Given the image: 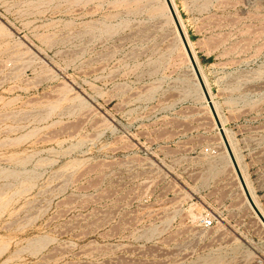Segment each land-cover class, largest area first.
I'll use <instances>...</instances> for the list:
<instances>
[{
  "label": "rangeland",
  "instance_id": "374dc122",
  "mask_svg": "<svg viewBox=\"0 0 264 264\" xmlns=\"http://www.w3.org/2000/svg\"><path fill=\"white\" fill-rule=\"evenodd\" d=\"M171 1L264 215V0ZM197 79L165 0H0V264H264Z\"/></svg>",
  "mask_w": 264,
  "mask_h": 264
},
{
  "label": "water",
  "instance_id": "95a60500",
  "mask_svg": "<svg viewBox=\"0 0 264 264\" xmlns=\"http://www.w3.org/2000/svg\"><path fill=\"white\" fill-rule=\"evenodd\" d=\"M165 3H166V6H167V8H168V10L170 12V15H171L173 21H174V24L176 26L177 32L179 34V37H180V39H181V41L183 43L184 49H185V51H186V53L188 55V58L190 60V64H191V66H192V68H193V70H194V72H195V74H196V76L198 78L199 84H200V86L202 88V91H203V93L205 95V98H206V100L208 102V106H209V108H210V110H211V112H212V114L214 116V119H215L216 123H217V126L219 128V132H220V134L222 136L223 142H224V144H225V146L227 148V151H228V153L230 155V158L232 160V163L234 165V168L236 170V173L238 174V177H239L240 182L242 184V187L244 189L246 198H247L250 206L254 210L255 214L258 216L259 220L264 225V215L262 214V212L259 210V208L254 203V201H253L252 197L250 196V193H249V191H248V189H247V187L245 185V182H244V180L242 178V175H241V172L239 170L238 164H237L236 159H235V157H234V155H233V153L231 151V148H230L229 143L227 141V138H226V136H225V134L223 132V129L221 127V124H220V122L218 120L217 113H216L215 108L213 106V103H212V101H211V99L209 97L208 91L206 89V85L204 83V80H203L202 75L200 73V70L198 68V64L196 63V59L194 58V55H193L192 50L190 48V45L188 43L186 34L184 33V30L182 28V25H181V23H180V21L178 19V16L176 14V11L174 9V6L172 4V1L171 0H165Z\"/></svg>",
  "mask_w": 264,
  "mask_h": 264
},
{
  "label": "built area",
  "instance_id": "2783aa9c",
  "mask_svg": "<svg viewBox=\"0 0 264 264\" xmlns=\"http://www.w3.org/2000/svg\"><path fill=\"white\" fill-rule=\"evenodd\" d=\"M217 151V146L208 144L206 146H202L199 150L200 155L197 156V158H200V156L208 155L211 156L212 154H215ZM158 167V165H157ZM159 170H162L161 167H158ZM200 171H198L199 176H204V180L201 184V188L204 187L205 189H213V200H218V196L225 197L223 194L224 190L227 188V185L225 183V180L223 178L218 180L208 179L207 178V172L204 175V171L201 172V168H195ZM197 174V175H198ZM196 176V174L194 175ZM215 177V176H214ZM195 183L199 184V180H197ZM222 199V198H220ZM212 200V201H213ZM218 219H221V217L214 211V210H203L199 214V222L202 228L209 229L214 226V224L218 221Z\"/></svg>",
  "mask_w": 264,
  "mask_h": 264
},
{
  "label": "bare ground",
  "instance_id": "6f19581e",
  "mask_svg": "<svg viewBox=\"0 0 264 264\" xmlns=\"http://www.w3.org/2000/svg\"><path fill=\"white\" fill-rule=\"evenodd\" d=\"M196 75V74H195ZM198 80V79H197ZM200 85V84H199ZM201 87V86H200ZM202 89V88H201ZM205 96V95H204ZM210 97V96H209ZM207 101V100H206ZM212 101V100H211ZM208 103V102H207ZM214 106V105H213ZM216 111V110H215ZM213 115V114H212ZM219 118V117H218ZM219 120V122H220V119H218ZM215 123H216V121H215ZM220 124H221V127H222V129H223V125H222V123L220 122ZM216 126H217V123H216ZM217 128H218V126H217ZM219 129V128H218ZM223 132H225L224 131V129H223ZM225 134V136L227 137V135H226V133H224ZM222 139V138H221ZM227 141H228V143H229V138L227 137ZM223 143V145L225 146V144H224V142H222ZM229 146H230V148H231V151H232V153H233V155H234V151L232 150V147H231V144L229 143ZM226 151H227V148H226V146H225V148H224ZM227 153V157H228V160H229V163H230V165H231V167H232V169L234 170V172H235V175H236V177H237V180H238V183H239V185H240V188H241V190L243 191V193L245 194V192H244V189H243V187H242V184H241V182H240V179H239V177H238V174L236 173V170H235V168H234V165H233V163H232V160H231V158H230V155H229V153H228V151L226 152ZM235 157V156H234ZM236 159V158H235ZM237 160V159H236ZM237 162V164H238V167H239V170H240V172H241V175H242V178H243V180H244V182H245V185H246V187H247V189H249V186H248V183H247V181H246V178H245V176H244V174H243V171H242V169H241V167H240V164L238 163V160L236 161ZM248 191H250V189L248 190ZM250 193V196L253 198V201H254V203L256 204V202H255V199H254V197H253V195H252V193H251V191L249 192ZM245 198H246V195H245ZM246 201H247V198H246ZM247 203H249L248 201H247ZM249 205V204H248ZM250 206V205H249ZM257 206V205H256ZM251 207V206H250ZM258 207V206H257ZM252 208V207H251ZM259 210H261V209H259ZM258 217V216H257ZM262 223V222H261ZM264 226V225H263Z\"/></svg>",
  "mask_w": 264,
  "mask_h": 264
},
{
  "label": "crops",
  "instance_id": "0c3cea01",
  "mask_svg": "<svg viewBox=\"0 0 264 264\" xmlns=\"http://www.w3.org/2000/svg\"><path fill=\"white\" fill-rule=\"evenodd\" d=\"M187 40H188V38H187ZM188 43H189V45H190V42H189V40H188ZM191 47V46H190ZM191 50H192V48H191ZM192 53H193V55H194V52L192 51ZM194 58H195V56H194ZM196 59V58H195Z\"/></svg>",
  "mask_w": 264,
  "mask_h": 264
}]
</instances>
